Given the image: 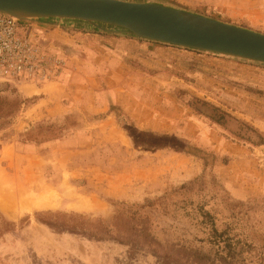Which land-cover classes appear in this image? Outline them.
Listing matches in <instances>:
<instances>
[{
    "label": "rangeland",
    "instance_id": "1",
    "mask_svg": "<svg viewBox=\"0 0 264 264\" xmlns=\"http://www.w3.org/2000/svg\"><path fill=\"white\" fill-rule=\"evenodd\" d=\"M123 1L264 34V0ZM35 23L64 68L0 81V264H194L222 242L200 208L226 242L264 250V63Z\"/></svg>",
    "mask_w": 264,
    "mask_h": 264
},
{
    "label": "water",
    "instance_id": "2",
    "mask_svg": "<svg viewBox=\"0 0 264 264\" xmlns=\"http://www.w3.org/2000/svg\"><path fill=\"white\" fill-rule=\"evenodd\" d=\"M0 12L21 20L107 25L145 40L264 63V34L158 3L0 0Z\"/></svg>",
    "mask_w": 264,
    "mask_h": 264
},
{
    "label": "built area",
    "instance_id": "3",
    "mask_svg": "<svg viewBox=\"0 0 264 264\" xmlns=\"http://www.w3.org/2000/svg\"><path fill=\"white\" fill-rule=\"evenodd\" d=\"M36 27L35 21L0 12V81L41 84L62 72L63 60L40 44Z\"/></svg>",
    "mask_w": 264,
    "mask_h": 264
},
{
    "label": "trees",
    "instance_id": "4",
    "mask_svg": "<svg viewBox=\"0 0 264 264\" xmlns=\"http://www.w3.org/2000/svg\"><path fill=\"white\" fill-rule=\"evenodd\" d=\"M198 214L200 215L203 224L206 225L209 229L208 234L211 239H215L216 241H222V242H213V245L215 247V254L210 257L206 256H200V252L198 251H191V254L193 257L192 258L194 264H230L236 256H239L241 254L248 255L250 260L249 264H264V250H260L255 252V255L253 257H250V252L252 245L251 243H244V242H226L227 237L225 236L224 233H218L214 226L211 224V226L208 225L207 222V213H205L202 208L199 209ZM239 243H244L246 246V249L241 250V247H237ZM180 251V250H178ZM200 257L201 261L197 259Z\"/></svg>",
    "mask_w": 264,
    "mask_h": 264
},
{
    "label": "bare ground",
    "instance_id": "5",
    "mask_svg": "<svg viewBox=\"0 0 264 264\" xmlns=\"http://www.w3.org/2000/svg\"><path fill=\"white\" fill-rule=\"evenodd\" d=\"M50 196H51V195H50ZM50 196H46L45 198H47V199L49 200L48 197H50ZM43 197H44V196H43ZM52 198H53V197H52ZM41 199H42V198H41ZM45 201H46V199H44V201H43L44 203L41 202L42 204H39L38 206H39V207H47V206H49V204L46 203ZM52 201H53V200H52ZM38 202H40V199H39ZM52 203H53V202H52ZM33 205H34V204H33ZM34 206H35V205H34ZM36 206H37V205H36ZM88 207H89V206H88ZM90 207H91V206H90Z\"/></svg>",
    "mask_w": 264,
    "mask_h": 264
},
{
    "label": "crops",
    "instance_id": "6",
    "mask_svg": "<svg viewBox=\"0 0 264 264\" xmlns=\"http://www.w3.org/2000/svg\"><path fill=\"white\" fill-rule=\"evenodd\" d=\"M70 21V20H69ZM71 21H77V20H71ZM112 85H114V84H112Z\"/></svg>",
    "mask_w": 264,
    "mask_h": 264
}]
</instances>
